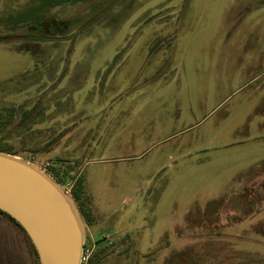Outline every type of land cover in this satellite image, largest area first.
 Returning a JSON list of instances; mask_svg holds the SVG:
<instances>
[{
    "label": "rangeland",
    "instance_id": "rangeland-1",
    "mask_svg": "<svg viewBox=\"0 0 264 264\" xmlns=\"http://www.w3.org/2000/svg\"><path fill=\"white\" fill-rule=\"evenodd\" d=\"M37 2L0 0V17ZM46 15L61 21L47 40L0 27V109L43 108L16 157L72 200L91 264H264V0H92ZM33 246L0 213V264H40Z\"/></svg>",
    "mask_w": 264,
    "mask_h": 264
},
{
    "label": "water",
    "instance_id": "water-1",
    "mask_svg": "<svg viewBox=\"0 0 264 264\" xmlns=\"http://www.w3.org/2000/svg\"><path fill=\"white\" fill-rule=\"evenodd\" d=\"M0 211L25 230L40 264H82L85 233L72 200L46 173L1 152Z\"/></svg>",
    "mask_w": 264,
    "mask_h": 264
},
{
    "label": "trees",
    "instance_id": "trees-1",
    "mask_svg": "<svg viewBox=\"0 0 264 264\" xmlns=\"http://www.w3.org/2000/svg\"><path fill=\"white\" fill-rule=\"evenodd\" d=\"M37 1V3H31V5H28V7L21 12L11 13L10 15H6L5 17H0V27L15 30H20L21 28L36 27L38 29V33L36 32L32 38L47 40L51 35L55 34L56 32H59L61 27L60 20L56 18H49L46 15V12L49 8L76 4L80 2L86 3L92 0ZM7 36H11V34L0 35V40L8 38ZM43 115V108L40 109L39 105H36L31 109H25L23 107L14 106H7L0 109V136L5 134L7 136L5 138L8 139H5V141H3V139L0 140V152L13 156H19V152L14 149L13 141L17 138H21V143L24 146L28 145L29 147L32 143L30 133L33 131V127L36 124L41 123L43 121ZM261 191L264 192V182L261 184ZM82 192H84V183L83 180L79 179L75 182L73 186L72 195L74 199L78 202L80 210L82 211L84 217L87 219V221H90L91 215L89 214V212L86 211ZM0 213L8 217L23 232H25V230L13 218H11L9 215L2 211H0ZM33 253L35 257L39 260L37 251L34 246ZM94 256L95 254H93L88 264H91Z\"/></svg>",
    "mask_w": 264,
    "mask_h": 264
},
{
    "label": "built area",
    "instance_id": "built-area-1",
    "mask_svg": "<svg viewBox=\"0 0 264 264\" xmlns=\"http://www.w3.org/2000/svg\"><path fill=\"white\" fill-rule=\"evenodd\" d=\"M95 247H96V242H94L92 240V243L90 245L85 244L83 246V251H82V259H81V263L82 264H88L91 257L93 256L94 252H95Z\"/></svg>",
    "mask_w": 264,
    "mask_h": 264
},
{
    "label": "crops",
    "instance_id": "crops-1",
    "mask_svg": "<svg viewBox=\"0 0 264 264\" xmlns=\"http://www.w3.org/2000/svg\"><path fill=\"white\" fill-rule=\"evenodd\" d=\"M258 205L263 206V205L260 204V203H258L257 206H258ZM263 208H264V206H263V207H258L257 212L254 213V215H253V217H256V219L259 218L258 222H260V220H262V219H261V216H262L261 214H262V212H264ZM262 233H263V232H262Z\"/></svg>",
    "mask_w": 264,
    "mask_h": 264
}]
</instances>
